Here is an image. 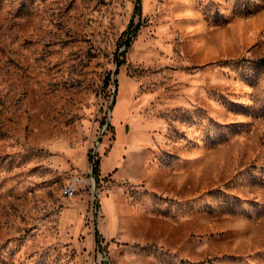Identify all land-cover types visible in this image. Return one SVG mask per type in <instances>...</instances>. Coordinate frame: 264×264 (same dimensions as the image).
I'll return each instance as SVG.
<instances>
[{
	"label": "rangeland",
	"instance_id": "rangeland-1",
	"mask_svg": "<svg viewBox=\"0 0 264 264\" xmlns=\"http://www.w3.org/2000/svg\"><path fill=\"white\" fill-rule=\"evenodd\" d=\"M263 57L264 0H0V264H264Z\"/></svg>",
	"mask_w": 264,
	"mask_h": 264
},
{
	"label": "built area",
	"instance_id": "built-area-1",
	"mask_svg": "<svg viewBox=\"0 0 264 264\" xmlns=\"http://www.w3.org/2000/svg\"><path fill=\"white\" fill-rule=\"evenodd\" d=\"M81 182V180L77 177H72L71 178V184H64L63 187L61 188V195L66 197V198H70L74 195L76 188L79 183ZM90 202L91 204L94 202V207H96V217L97 215L99 216V210H98V204H97V195L94 196V193H90ZM93 206V205H92ZM105 238V237H103ZM104 241H106V238L103 239ZM95 257L97 256L96 259H93L92 257L89 260V264H111L110 259L108 258L107 254L105 253L104 249L102 247L98 245L96 246V251H95Z\"/></svg>",
	"mask_w": 264,
	"mask_h": 264
},
{
	"label": "trees",
	"instance_id": "trees-1",
	"mask_svg": "<svg viewBox=\"0 0 264 264\" xmlns=\"http://www.w3.org/2000/svg\"><path fill=\"white\" fill-rule=\"evenodd\" d=\"M126 44V42L124 43ZM260 64H264V57L257 60ZM95 167V166H94Z\"/></svg>",
	"mask_w": 264,
	"mask_h": 264
}]
</instances>
